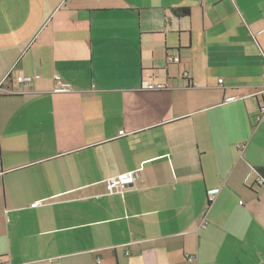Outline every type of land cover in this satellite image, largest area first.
Instances as JSON below:
<instances>
[{"label":"crops","instance_id":"0c3cea01","mask_svg":"<svg viewBox=\"0 0 264 264\" xmlns=\"http://www.w3.org/2000/svg\"><path fill=\"white\" fill-rule=\"evenodd\" d=\"M263 76L264 0H0V259L264 264Z\"/></svg>","mask_w":264,"mask_h":264},{"label":"built area","instance_id":"2783aa9c","mask_svg":"<svg viewBox=\"0 0 264 264\" xmlns=\"http://www.w3.org/2000/svg\"><path fill=\"white\" fill-rule=\"evenodd\" d=\"M170 61H177L176 57L170 56L169 57ZM54 79L56 81V86L54 88L55 91H65L67 90V88L62 87L61 84V78L56 75L54 76ZM263 80H264V76H263ZM15 81L21 85H27L30 81H31V77H26L23 75H17L15 77ZM219 82H221V79H219ZM141 88L142 89H146V90H154V89H163L165 88V86L163 84L158 83L157 81H154L152 79H144L141 81ZM1 89V88H0ZM232 97L226 98V101L231 100ZM264 110V99L262 102V106L260 107V111L259 113L256 115V119L259 120L260 119V113ZM125 135V132L121 129L118 131L117 136H123ZM243 144L239 143L237 145L238 148H243ZM3 171L0 170V175ZM137 176V172H126L123 174H120L116 177H108L107 179H105V188L107 190L108 193H114V192H119L122 191L123 189L126 188L127 184L132 183L134 181V179ZM261 179V178H260ZM262 184V180H260V182ZM219 188L215 187V188H210L207 189L206 191V195H207V201L211 202L214 198V195L218 192ZM0 264H8L5 261H2L0 259Z\"/></svg>","mask_w":264,"mask_h":264},{"label":"trees","instance_id":"16d2710c","mask_svg":"<svg viewBox=\"0 0 264 264\" xmlns=\"http://www.w3.org/2000/svg\"><path fill=\"white\" fill-rule=\"evenodd\" d=\"M189 13V9L187 7H177L171 10V14L175 17L186 16ZM261 174L264 175V169L261 171ZM263 177V176H262ZM2 258V256H0Z\"/></svg>","mask_w":264,"mask_h":264}]
</instances>
